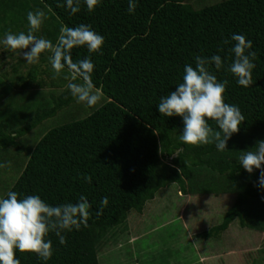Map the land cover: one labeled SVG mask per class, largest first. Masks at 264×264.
<instances>
[{"label": "trees", "instance_id": "1", "mask_svg": "<svg viewBox=\"0 0 264 264\" xmlns=\"http://www.w3.org/2000/svg\"><path fill=\"white\" fill-rule=\"evenodd\" d=\"M134 2L133 13L128 11L129 0H102L89 12L81 0L80 11L72 14L66 0H0V41L7 32L27 34V13L36 10L44 11L47 19L34 35L53 44L62 26L88 25L104 37L102 55L89 53L86 46L76 47L71 53L74 62L91 59L93 84L105 97L100 107L84 117L68 88L48 95L40 89L65 83L62 76L54 80L55 73L46 84L37 78L38 68L51 63L50 54L42 53L38 63L28 64L22 55L0 43L4 49L0 54L12 60L10 75L7 73L11 86L4 81L5 73L0 75V158L11 162L13 155H8V148H18L38 125L58 116L65 118L38 140L24 141L23 155L16 158L20 160L13 159L21 172L12 185L4 186L2 198L15 191L18 199L38 195L45 203L56 206L77 203L83 196L91 205L88 227L82 225L78 231L64 233L65 244H60L54 233L49 234L54 250L51 259L42 261L35 254L16 250L21 264H99L95 231L119 225L129 211L141 212L145 203L169 184H177L180 191L191 196L235 195L221 223L204 233V237L217 240H213V250L206 247V240L202 255L224 258V248L218 244L222 240L217 237L235 221L247 231L264 233L260 170L250 174L238 162L239 154L241 157L243 152L254 151L257 142L246 143L240 153L236 149L245 134H257L258 141H264V0H222L201 9H193L187 0ZM233 34L250 40L251 51L256 53L253 85L248 88L240 86L228 71L234 60L230 51L235 44ZM226 39L228 44L223 43ZM213 55H220L223 61L220 70L214 64L209 68L218 81H228L225 103L237 106L245 117L224 151H218L215 144H185L181 140L182 117H166L158 110L160 99L183 82L185 65L195 68L196 56ZM6 59L0 57V69ZM63 74L68 75L67 68ZM35 88H39V94H34ZM20 105L34 107V113L23 126L12 127L20 120ZM208 123L219 130L214 121ZM214 154L217 162L205 159ZM203 169L215 172L216 177L202 176ZM85 177H91V183ZM104 197L108 205L97 215ZM223 260H215L214 264H226Z\"/></svg>", "mask_w": 264, "mask_h": 264}, {"label": "clouds", "instance_id": "2", "mask_svg": "<svg viewBox=\"0 0 264 264\" xmlns=\"http://www.w3.org/2000/svg\"><path fill=\"white\" fill-rule=\"evenodd\" d=\"M101 2L102 0H84L89 12H93ZM80 3L81 0H66L67 8L72 14L80 11ZM135 8L134 0H129L128 11L133 13ZM45 19L47 17L44 11H29L27 34L7 32L0 43L22 55L28 64L38 63L42 53L50 54L49 59L55 73L53 79L58 78L67 68L68 75L63 78L68 81L66 87L72 97L89 108L96 107L101 100V93L92 81L94 64L90 58L74 62L71 53L76 47L86 46L89 53L102 55L104 37L88 25L81 24L75 28L62 26L57 41L53 44L48 39L34 35ZM231 40L235 41L230 49L234 53V60L228 71L237 78L240 86L248 88L253 85V60L256 53L251 51L252 42L245 36L233 34ZM223 43L228 44L229 40L226 39ZM195 60V68L185 65L183 82L160 99L158 110L166 117H182L184 130L181 140L185 144L197 147L215 144L218 151H224L227 149V141L240 131L245 117L237 106L225 103L224 93L228 81H218L210 71L209 66L213 64L216 70L223 67L220 55L210 58L196 56ZM78 79L82 82L75 83ZM210 120L216 123L219 130L210 126ZM240 164L250 174L254 169L260 170L259 187L264 188V141H257L254 151L243 152ZM5 166L0 164V167ZM85 179L91 183V177ZM107 205L108 198H102L97 215H101ZM90 208L91 205L83 196L77 203L52 206L38 195L18 199V193L9 191L7 198H0V264H21L16 258V250L35 254L42 261H48L54 251L49 234L54 233L60 244H65L64 233L78 231L82 225L88 227Z\"/></svg>", "mask_w": 264, "mask_h": 264}, {"label": "rangeland", "instance_id": "3", "mask_svg": "<svg viewBox=\"0 0 264 264\" xmlns=\"http://www.w3.org/2000/svg\"><path fill=\"white\" fill-rule=\"evenodd\" d=\"M187 1L193 9H201L222 0ZM1 56L7 58V61L2 63L0 75L5 73L6 77L4 81L7 87H9L11 86L9 78L11 76L9 75L11 72L12 60H10L6 54L2 53L0 54V57ZM37 72V78H39V80L40 78L43 79L45 82L44 84H46V82L52 80L51 77L54 70L51 63L48 62L45 64L44 68H38ZM7 73L9 75H7ZM61 76L64 77L63 72L58 79ZM67 83L68 81L65 80L63 85L59 83L57 87L45 85L40 89L47 95L50 92L55 94L67 88ZM35 89L37 92L34 91V94H39V88ZM102 101L105 102L104 96L101 97L99 104L93 108L79 103L82 108L80 112L81 117L86 116L91 110L94 111L100 107ZM20 106V109H17L18 113H21L18 117L20 120L12 127L23 126L24 122L34 113V107ZM59 114L65 116L66 113L59 112ZM0 120L3 119L0 118ZM64 121V117L58 116L53 118L50 122L38 125L33 132L28 133V135L21 140L22 143H19L18 148H8V155H13V159H16L18 155L22 156V149H24V145H26L24 141L27 139H33L34 141L38 140L41 134L46 133L48 129ZM258 138L259 136L257 134H245L239 139L236 149L240 153V150L243 149L246 143L252 142L253 145V143L258 141ZM18 142L20 141L18 140ZM28 148L30 150L32 149V147ZM238 157L240 158V154ZM13 159L11 162L7 163L0 158V164L6 165L5 167H0V198L5 194L4 186L9 187L12 185L21 172L22 168L17 169V164L13 163ZM205 159H211L214 162L218 161L217 155L215 154L206 156ZM238 162H240V159ZM200 173L206 178L210 176L216 177L217 175L215 172L208 169H203ZM234 199L235 195L230 193L191 196L180 191L177 184H169L156 192L154 199L146 202L141 212L129 211L123 216L119 225L107 227L102 232L95 231L94 245L97 252L98 263L118 264L117 261H119L123 264H188L189 262L185 260V255L189 256L188 258L193 256V260L195 261L197 258L196 254H201V248L204 247L206 240V247L213 250L215 246L213 240L217 239L207 238L203 235L210 228L221 223L224 212L231 206ZM239 227V224L235 221L230 225L229 229L217 237L218 241L222 240V244L218 243L219 247L224 248L222 249V251H224L222 256L225 262L223 260L222 263L264 264V233L247 231ZM232 237H235L236 240L233 239L232 241ZM207 253H209V251H207Z\"/></svg>", "mask_w": 264, "mask_h": 264}, {"label": "crops", "instance_id": "4", "mask_svg": "<svg viewBox=\"0 0 264 264\" xmlns=\"http://www.w3.org/2000/svg\"><path fill=\"white\" fill-rule=\"evenodd\" d=\"M4 49L2 47H0V52H2ZM189 256H186L185 255V260H187L189 263L188 264H214L215 260H223L224 258H221V259H215V258H212L210 256H205V255H202V254H196V259H195V263L194 260H193V256H191V258H188ZM123 264V263H121Z\"/></svg>", "mask_w": 264, "mask_h": 264}]
</instances>
